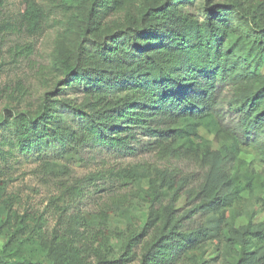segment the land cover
<instances>
[{
    "label": "trees",
    "instance_id": "1",
    "mask_svg": "<svg viewBox=\"0 0 264 264\" xmlns=\"http://www.w3.org/2000/svg\"><path fill=\"white\" fill-rule=\"evenodd\" d=\"M194 5L199 14L191 11ZM63 6L69 14V46L62 51L61 43L54 68L84 98L75 103L47 94L33 116L15 114L10 124L19 149H64L72 141L131 154L139 134L151 136L159 150L198 160L204 173L196 186L189 185V176L156 173L146 221L128 229L116 262L203 264L207 261L198 253L218 242L221 264H264V222L251 217L238 226L228 211L243 176H252L231 172L235 144L215 150L203 145L199 135L204 125L223 135L224 108L229 107L225 91L233 86L230 107L238 119L229 136L234 143L245 140L264 156V0H63ZM22 15L28 30L43 31L41 5L28 3ZM15 30L0 0V54L6 34ZM14 48L16 56L29 50L18 44ZM61 108L79 120L81 138L65 127ZM6 158L0 142V160ZM182 199L193 207L181 215L176 208ZM0 211L6 212L0 237L1 230L10 232L0 245V264L115 262L108 259L110 233L103 238L91 233L83 249L76 227L55 232L51 239L40 223L31 227L30 218L16 213L6 196L1 164ZM196 214L204 222L189 227L187 220ZM27 232L47 246L43 258L22 252L18 237Z\"/></svg>",
    "mask_w": 264,
    "mask_h": 264
},
{
    "label": "rangeland",
    "instance_id": "2",
    "mask_svg": "<svg viewBox=\"0 0 264 264\" xmlns=\"http://www.w3.org/2000/svg\"><path fill=\"white\" fill-rule=\"evenodd\" d=\"M2 1L6 18L16 26L15 32L6 34L0 54V142L7 157L0 160V164L5 170L6 196L13 203V210L27 215L31 227L36 222L40 223L49 239L55 232L76 227L80 233V243L77 244L85 249L83 241H91V233L98 238L110 233L112 249L108 259L115 261L110 264H123L116 262L121 254L122 239L129 228H141L145 223L153 200L151 181L156 178V173L168 170L189 176V185L196 186L201 182L204 170L191 156H173L159 150L153 144L154 138L144 134H139L133 142L131 154L72 141L66 143L64 149L58 145L55 149L35 148L22 152L17 145L14 127L10 124L15 114L33 116L47 94L53 99H70L75 103L81 102L84 97L76 88L66 85L64 75L54 68L56 52L61 43V50L66 51L70 39L67 34L65 36L69 14L64 9L63 0ZM32 2L41 5L45 13L43 31L39 34L28 30L22 15L26 5ZM216 2L230 3V0ZM190 9L196 14L200 7L194 5ZM109 21L113 27L114 19ZM16 44L29 50L25 48L22 54L16 56ZM90 45V42L86 43V46ZM234 93L233 86L225 91L229 107L226 105L224 108L226 121L223 135L217 136L213 128L204 125L199 128L202 141L195 140L215 150L223 145L231 147L235 144V168L231 172L252 176L251 179L243 176L242 187L228 208L229 217L239 226L247 224L251 217L255 223L264 222V156L245 140L234 143L229 136L238 119L230 107ZM61 112L67 118L65 127L81 138L79 120L64 108ZM192 207L182 199L176 209L182 215ZM203 217L196 214L186 224L195 227L204 222ZM5 219L6 212L0 211V224ZM1 233L0 245L10 232L1 230ZM81 234H84L83 239ZM18 243L23 244L24 254H30L35 259L43 258L46 253L47 246L34 232L20 234ZM95 245L98 246V242ZM198 255L200 260L207 261L203 264H221L218 242H209L205 252ZM183 264L191 263L185 261Z\"/></svg>",
    "mask_w": 264,
    "mask_h": 264
}]
</instances>
